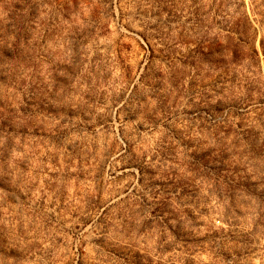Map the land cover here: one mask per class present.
Here are the masks:
<instances>
[{"label": "rangeland", "instance_id": "1", "mask_svg": "<svg viewBox=\"0 0 264 264\" xmlns=\"http://www.w3.org/2000/svg\"><path fill=\"white\" fill-rule=\"evenodd\" d=\"M0 264H264V0H0Z\"/></svg>", "mask_w": 264, "mask_h": 264}]
</instances>
